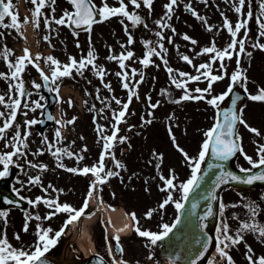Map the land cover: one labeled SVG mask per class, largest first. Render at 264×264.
Here are the masks:
<instances>
[{
	"label": "rangeland",
	"instance_id": "1",
	"mask_svg": "<svg viewBox=\"0 0 264 264\" xmlns=\"http://www.w3.org/2000/svg\"><path fill=\"white\" fill-rule=\"evenodd\" d=\"M93 1L98 7L101 6L102 0ZM259 2L260 0H258V4ZM107 3L112 7L119 6L117 0H107ZM125 3L128 4L129 12L136 11L144 21L142 27L143 32H141L140 38L137 36V26H132L127 20H125V24L128 25V32L127 34L125 33V28L120 23L121 17H113L102 24L99 23L94 25L90 34L88 32H83L74 36L72 34L73 32L67 27L58 26L53 22V18H60L65 10L72 11L71 5L64 0H56L54 5L55 12L53 13L50 10L46 16H41L39 18V26L37 27L35 25V29L31 30L32 32L29 34V24L33 23V17L31 15L33 8L32 6H22V3L14 0L13 9L15 12L18 11L19 16H23L24 20L20 23L19 30L15 32L16 34L11 36L8 35L7 38L3 35L1 36L0 53H3L6 48L11 51L12 54L10 56H23L24 50L27 49L32 56H44L42 59L44 63V58L52 56L59 61L61 65H64L69 63V57H74L77 61H80L87 57L90 49L94 51L96 57L94 63L106 70V75L103 77V80L95 74V69L91 66L86 67L82 74H78L73 70L70 76L62 77L63 83L60 91L61 106L57 110L58 113L61 111L62 115L61 137L58 140L59 143H61L60 149H67L68 152L83 155L84 151L82 150L84 149L83 145H85L88 150L85 152H87L89 156L86 159H90V162L94 161L93 164H96L100 142L98 133H95L93 129H95L100 122L97 118L93 124L94 120L90 119V113L86 112L88 111L86 108L88 105H86V103L90 101L96 102L97 107L100 105L104 108L103 112H107V115L113 117L114 113L118 110V108H113L112 100L115 102L113 97L119 99L122 104L127 92V90L122 89L120 86L121 80L115 73L124 71L127 72L130 77L132 69H135L137 73H143V82L136 88L139 99L133 98V103L129 105L131 107L128 114L125 116L124 125L120 129V132L126 133L131 128L129 134L132 137L131 143H133V145L129 143L126 144L129 145L128 150H131L130 146H138L139 144V150L135 149V154L137 155L139 152L140 164H138L137 161L138 155L136 159L134 157L130 159L126 157V159L129 162L130 160H136V163L141 165L142 169L154 168L150 171H143L146 176H151V178H156L158 176L157 173L159 171L156 167L158 163L160 166L165 164L176 166L178 169L188 172V176H190L191 173L188 163L184 160L182 153L174 147L172 139L168 137L169 128H171L172 136L175 137L179 148L182 149L184 153H187L189 157H198L201 145L205 140L204 133L212 128L215 123L217 112V109L208 105L206 100L219 96L227 90L230 83V75L237 67V58L234 55L232 60L224 61L227 71L225 79L215 82L212 86L210 95L206 94L204 100H187L179 104L173 103L172 101L174 100H180L184 94V90L175 87L172 83V77L177 80L186 79L179 77V72L188 73L191 76L198 75L196 67L202 63H208L210 60V55H198V53H200L204 47L211 46L213 41H215L217 49L221 50L231 41L230 35L223 29L224 17H222L221 13H223L233 25L237 21V15L232 11L231 5L225 3V0H208L207 4L201 2V0H178L177 5L173 8L171 20L167 21L171 27L160 28L157 26L156 21L161 20V18L165 16L166 9L164 6L169 3V0H154V6L152 5L151 12L143 5L140 9H134L131 4L128 3V0H125ZM186 5H191L199 16L204 17L207 21V26H211L213 30L207 31L203 21L186 13L184 11ZM247 10L248 7L246 4L245 12ZM252 11L255 16H259L258 7H255ZM26 14H29L30 18L25 17ZM25 18H27V22H25ZM45 19L49 21L47 25L45 24ZM23 24L25 34L23 31ZM173 28L175 29V33L171 30ZM158 31L162 33L164 37L163 40H160V38L155 35ZM244 31L245 30L242 29L237 37L238 40L244 38ZM184 35L196 40L197 44L193 45L190 41L182 39ZM89 36L91 43H89ZM129 36H131L133 40L131 45L128 44ZM169 38H171V43H169ZM257 41L259 44H264V37L259 36L256 20L252 18L249 20L247 26V40L245 43L246 52L251 53V56H241V68L245 71L248 80L246 87L251 94H257L258 88H264V50L252 47ZM159 43H162L164 49H166V52H162L161 55L167 60V66L164 65L161 57L153 56L149 66L145 68L139 61L145 57L148 48H155L157 51H160L157 46ZM77 44H79V47H77ZM146 44L148 47L145 46ZM121 45H124V47H121ZM109 49H111V51H109ZM127 51L133 52L134 56L132 59L125 61L126 68L123 70L119 68L117 61H110L107 59L109 55L119 56L121 53H126ZM184 55L192 60V65L182 60L181 57ZM230 64H232V67ZM166 67L173 69L171 77L166 71ZM48 69L51 70L49 65L46 64L44 70L48 71ZM212 74H221L219 70V61L212 65ZM138 80H140L139 75L132 78L131 82L135 83V81ZM105 85H110L111 91H109ZM237 85L240 86V84ZM207 86L208 82L203 77H201V80L198 82L187 83V89L193 95H199V93L195 92L196 88L206 89ZM162 90L165 94H162ZM4 94L5 87L0 83V95ZM11 97H14V92H12ZM148 97L151 98V104H157V102H159V106L154 109L149 107ZM7 101H9V94L5 96V103H9ZM124 102L127 103V101ZM80 104H85V107L82 106L81 108ZM7 111L9 110L0 105V112H5L6 114ZM149 113H151V116H149ZM242 116L249 126L258 129L261 134L260 136H255L240 125L239 135L242 137L243 149L248 156L256 160V144H264V102L246 101L242 110ZM73 118H75V122L68 124L67 121L73 120ZM18 119L19 116L17 115V120ZM149 119L152 122L150 124L145 123V121ZM112 121L113 120H110L109 123H112ZM2 124L3 120H0V126H2ZM104 126V136H106L113 125L109 124L107 127L105 123ZM12 134L13 131L7 133L9 140ZM82 137L83 139H81ZM27 145L28 147L22 149V151L30 150L33 152L43 148V142L40 141L39 138L33 140H29L28 138ZM1 149L2 146L0 145V150ZM117 149H120L119 146ZM147 149H153L150 161L147 159L149 155L145 152ZM78 151L80 152L76 153ZM153 153L163 157L162 163L154 157ZM74 158H69L61 153L60 163H62L65 168L73 162ZM145 159H147V162H144ZM50 160H52V156ZM145 163H149V165H143ZM234 167L249 168L250 165L244 160L243 156L240 155L234 162ZM46 174H48L49 180L46 179L45 183L41 186L40 190L42 191L40 194L48 199H52L54 195L59 194L55 200L62 204L74 206L75 204L69 203L75 202L74 195L79 196L84 190L85 186L82 181L84 179L74 177L72 173L69 174L65 170L60 171L57 176L54 175V177L49 172ZM127 174H129V168H127ZM149 180L150 179L147 177L142 179L144 185H146L144 186L143 183H141L142 192L148 189L147 184ZM49 185L52 187L49 188ZM134 185H139V183ZM16 186L19 187L20 182H18ZM152 186L153 180L149 184V187ZM120 187H124V185ZM111 188L114 187L111 186ZM130 188L132 191L136 190L133 189V186ZM45 189L47 191H44ZM53 189H56V191H53ZM141 191H139L137 196L135 193H133L134 195L129 194L126 197H121L119 195L114 199V204L109 205L105 203L108 210V217H110L113 207H124L127 212L134 210L133 213L138 212L142 215V212L145 211L142 208L148 205H144L143 203L148 202V199L144 195H141ZM223 196V200H225L224 205L229 207L225 208L226 210L224 211V216H222V222L228 223L230 234L234 235L239 224L248 219V210L245 207V205L248 204L257 206L261 215H258L256 220L258 223L264 224V187L257 186L251 191L237 190L235 193L225 192ZM137 198L139 203L144 205L140 209L137 207V205H139L136 200ZM76 203L77 206L78 198H76ZM231 205H236V207H231ZM49 212V210L43 208L40 214L45 217ZM99 216V219L94 218L92 222L88 224V228L92 236L91 239L95 242L97 238L98 242L103 246V237L101 239L103 234L102 216ZM170 216L172 217L173 214H170ZM233 217H237L238 219H233ZM8 218L9 219H6V224L0 219V234L6 235L9 243L17 249L27 248L29 251L33 250L30 246L35 245L37 237L34 236L32 231L36 233L37 229L29 224L32 227L29 229L30 232H24L22 230L19 232L23 224L24 216H22V214L12 213ZM46 220L49 219H43L39 222L42 229H46V226L52 223L51 221L46 222ZM55 222L58 223L57 221ZM143 222L149 225V220L143 219ZM68 233L69 231L67 234ZM15 234H19L20 240L14 238ZM67 234L61 239L59 244L52 247L46 253V256L57 260L63 258L64 250L72 236ZM219 235L220 233L218 232V236ZM124 240L127 247L123 256L116 255L114 250L111 251V256L117 262L120 260L126 262L130 260L134 262L135 258L142 259L143 257L147 259V261L150 260L149 263L151 264H158L160 261H165L159 254L146 250L144 247L138 245V243L132 244L130 241L131 239ZM244 241L245 243L234 247L235 252H237L235 260L238 261V264H248L245 258L246 245L253 249V259L264 256V243H260L256 236L251 233L245 234ZM103 248L104 247H102V249ZM150 256L151 259H149ZM217 258L218 256L216 259ZM221 259L222 258H220L218 262ZM151 260H153L154 263ZM147 261L145 264H149Z\"/></svg>",
	"mask_w": 264,
	"mask_h": 264
},
{
	"label": "snow or ice",
	"instance_id": "2",
	"mask_svg": "<svg viewBox=\"0 0 264 264\" xmlns=\"http://www.w3.org/2000/svg\"><path fill=\"white\" fill-rule=\"evenodd\" d=\"M31 4L34 6V10L32 11L31 15L33 17V23L38 27L39 26V18L43 15L42 10L45 8L50 9L53 13L55 12V3L56 0H30ZM67 2L71 5L72 11L65 10L63 15L56 19L53 18V22L58 26H65L71 29H81L87 31L89 34L92 31L93 25L98 23H103L105 21L110 20L113 17H121L120 23L125 28V33L128 32V25L125 24V20L130 22L132 26H139L142 25L144 22L142 17L136 12H129L128 4L125 3V0H117L118 7L109 6L107 0H102L101 6H97L93 0H67ZM154 0H128V3L134 9H140L143 5L145 8L151 12L152 5ZM201 2L207 4L208 0H201ZM178 3V0H169L164 7L166 9L165 16L161 18V20L156 21V24L160 28H170V24L167 21L171 20L173 8ZM225 3L231 5L232 11L237 15V21L233 25V23L221 13L223 19V29L228 32L231 37L230 43L224 49H217L215 45V41L211 43V46L204 47L198 55H210V60L208 63H202L196 67V71L198 75L191 76L188 73L179 72L178 75L181 79L177 80L172 77V83L178 89H183L184 94L180 98V100H174L173 103H181L182 101L187 100H204L205 95H210L212 86L215 82L221 81L225 79L227 75L226 65L224 63L225 60H232L233 56H236V70L233 71L230 75V83L227 90L220 94L219 96L212 97L211 99H207L206 103L212 106L214 109H219L220 104L224 102L226 99L233 94L234 87L237 84H240L241 87L244 88L245 93H247V77L245 75V71L241 68V56L247 55L251 56V53L246 52L245 43L247 40V26L249 20L255 18L258 29H259V36L264 37V0H260L259 4L257 5L259 9V16H255L254 12L251 9L250 0H225ZM246 4L248 6V10L245 12ZM186 10L191 12V14L196 17L198 20H201L206 25L207 31H212L211 26H207V21L204 17H201L196 13L192 8L191 5H186ZM9 18L10 23H5V19ZM25 22H27V18H25ZM49 21L45 19V24L47 25ZM19 19L18 14L12 10V3L11 0H0V28H15L17 31L19 30ZM244 31V38L237 39L238 35L241 31ZM173 33H175V29H171ZM74 36L78 35V32L73 31L72 33ZM3 34L0 33V36ZM155 35L163 40L164 37L161 32H156ZM47 39V38H46ZM182 39L186 41H190L191 44H197V41L191 39L189 36L184 35ZM171 38H169V43H171ZM89 43H91V39L89 36ZM133 43L132 37H128V44L131 45ZM148 47V45H145ZM158 48L160 51H157L155 48H148V51L145 54V57L139 61L141 65L147 68L151 62V58L153 56L161 57L162 62L165 66H167V60L163 58L161 55L162 52H166L162 43H159ZM79 47V44H77ZM124 47V45H121ZM253 48H260L264 50V44H259L257 41L252 45ZM238 48V51H237ZM111 51V49H109ZM11 51L6 49L3 53H0V59H3L6 64L7 68L9 69L8 73H0V79H4L6 81H16L15 84L9 83V93H12L13 90L18 94L20 98H23L30 93H27L24 87V82L21 79L22 73L25 71L27 65H32L36 68L37 72L40 74L43 82L44 87H48V84L51 83L52 85H56L57 81L60 80L62 77H68L72 74L73 70H75L78 74H82L83 70L91 66L95 69V74L103 80V77L106 75V70L101 67L97 66L94 61L96 59L94 51L89 50L87 57L77 61L74 57H69V63L61 65L59 61L54 59L52 56H48L45 59V63L49 65L51 68V76L49 77L46 75L43 70L39 67L37 61L41 59L39 55L33 59L27 49L24 50V55L17 57L15 62H11L8 60V57L11 55ZM134 53L131 51H127L126 53H121L119 56L109 55L107 57L108 60L112 61L115 60L118 62V66L121 70L126 68L125 61L132 59ZM183 61L192 65V60L184 55L181 57ZM219 61V70L221 72L220 75H213L212 74V65ZM166 71L170 74L173 73V69L166 67ZM115 75L120 78L122 88L127 90L128 92V102L121 104L119 99L115 100L117 105H121V110L119 112L114 113L113 119L116 121V124L113 125V132L110 136H104L103 131L104 129L100 126H97V132L99 138L103 140V150L101 151L99 161L96 164H93L91 167H83V168H65V171L73 173L75 175H83L87 176L91 174L95 179L89 185V192L88 196L91 197L93 191H95L99 185L105 184L107 182V178H111L113 176H119L118 172H114L111 170L105 171L104 160L106 158V154L110 153L112 148L118 142L120 144L125 143L126 138L121 137L117 140L118 134V125L124 122V117L126 116L127 110L129 108V104L133 100V98H137L138 94L136 92L137 86L143 82V73H137L135 69L131 71V77L128 75L127 72L121 71L116 72ZM137 75L140 76V80L135 81L132 83V78L136 77ZM203 77L208 82V86L206 89L196 88L195 92L199 93V95H193L187 89L188 82H198ZM33 87L36 89L41 88V84H33ZM111 91L110 85H105ZM49 91H56L58 94V87L48 88ZM162 94H165L162 90ZM249 100L254 102H264V88H258L257 94H248L247 97ZM11 103H5V96L0 95V105L4 106V108L8 109L7 115L5 112H0V120H3L2 126H0V141H5L4 148L11 149V151H6L0 153V166H2V171H0V178H5L9 175L11 167L15 166L14 158L24 157L26 153L22 151V149H26L28 147L26 141L28 136L30 135L29 132L25 131L23 134L21 133L20 126L18 124L15 125L16 131L9 140L7 137V132L9 129L13 127L17 120V112L21 109V99H12L9 96ZM149 100V107L156 108L159 106V102L157 104L150 103V97L147 98ZM241 100L239 95H235L234 98L231 99L232 108L225 110V111H217L215 123L213 124L212 128L209 129L204 133L205 140L201 145V150L199 151L198 157L192 158L184 153L182 149L179 148L178 144L176 143L175 137L172 136L171 128H169V135L173 141L174 147L177 148L178 151L182 153L184 156V160L188 163L190 167V177L180 183L176 184L174 181L177 179L176 176L170 170V176L168 178L160 175V180L163 182V187H160L159 190L163 193H166V198L160 203V209H164L167 205L173 204L177 213H181V211L185 208V203L189 200V196L193 193L196 189L200 188L201 181H202V169L201 165L204 163L206 156L211 153V156L214 160L226 162L229 161L231 158L236 156L238 153L243 156L244 160L250 165L249 168H239L241 173H245L244 176H238L232 174L231 172L221 171L219 175L215 177L213 180V189H219L221 186L228 184L229 182H237L245 185H252L255 182H264V144H256V155L257 159L253 160L251 156H248L242 146V137L239 135L237 131V125H242L249 133L254 134L255 136H260V132L258 129L252 128L249 126L246 121H244L242 116V110L238 113L237 112V102ZM36 107H40L38 102H34ZM23 107L27 108L28 105L25 104ZM35 111V108L31 109ZM27 115V113H25ZM151 116V113H149ZM48 119H52L51 116ZM75 122V118L73 120L67 121L68 124H72ZM152 121L149 119L145 121V123H151ZM37 121L32 120L28 121L25 120V125L30 127L33 124H36ZM95 123V120H94ZM55 137L57 140L60 139L61 133L59 130L55 132ZM83 139V137L81 138ZM44 143H47V138L44 139ZM49 150H51L52 145L48 144ZM82 151H87V148H84ZM64 154L69 158L75 157L77 163L83 160L84 157L82 155L74 154L68 152L67 149H56V151L52 152V155L59 158L60 154ZM36 154H42L38 152ZM154 157L161 161L163 157L156 153H153ZM112 159L115 161V157L112 156ZM29 166L32 168L39 167L40 171L46 170V166L44 165H36L28 162ZM57 167L64 168L62 163H57ZM115 167L121 168L122 165L115 161ZM157 169L159 170L160 164L156 165ZM212 169H223L222 163L216 164H209L208 170L211 171ZM254 169H259L258 172H253ZM101 173L104 175L102 176ZM203 175H207V172H204ZM29 183L34 185H39L41 183L40 177L36 176L34 178H29ZM52 186L49 185V188ZM179 190L181 192V200H174L172 192ZM44 191H47L46 189ZM56 191V189H53ZM147 191V189H146ZM204 200H211V201H218V196L216 191L210 190L208 193L204 194L202 197ZM21 200H24V197H20ZM5 203L12 205L14 201L6 200ZM29 205L32 207H36L38 204H44L45 207L51 209L52 211L44 217V219H51L54 215L60 213H67L68 219L65 221L64 226L61 228L60 231H56L54 235H50L53 232L51 228L42 229L39 224L36 226V236L37 241L35 245L30 246L33 250H25L23 248L17 249L13 247L6 238V235L0 234V264H46L45 254L54 247L59 238L64 234V229L67 228L68 225H71L73 222L78 221L85 212V209L88 207L87 199L84 202L83 207L80 209H75L68 204L61 205L54 199H43L42 197H37L35 200H27ZM197 204L193 203L191 208L194 210L197 208ZM229 207L224 205L222 202L219 204V215L223 216L225 208ZM231 207H236V205H231ZM248 210V219L242 221L238 228L235 231V234H230V228L227 222H222L220 227L217 231L220 233L219 236L216 238V253L218 256L226 261V264H234V261L229 255V251L235 246L245 243L244 236L245 234L251 233L257 237L260 243H264V224L258 223L256 217L261 215L258 208L254 204L245 205ZM154 210L149 209L146 214V219H151ZM194 214V213H193ZM213 211L211 206L207 209V216H212ZM8 213L6 211H0V219L4 221L6 224V218ZM131 218L138 224L135 214H131ZM206 217H200V219H205ZM233 219H238L237 217H233ZM31 220L40 221L41 217L39 215H31L29 213H25V223L22 228V231L27 232L29 222ZM180 216L178 215L174 223L171 225L165 223L162 224L161 231L158 233L147 231V230H140L139 227H136L134 231L137 233L138 236L147 238L150 241L151 245H156L158 241H163L166 237L169 236L170 233L177 227L180 223ZM14 238L16 240H20L19 234H15ZM116 241V249L117 252L123 253V249L120 246L119 237H113ZM202 251L198 254L199 256L203 257L204 253L208 250V241L205 239L202 244ZM111 248H109V255H111ZM246 260L248 264H264V256H259L256 259H253V249L250 246L246 245ZM151 259V256L149 257ZM113 264H127L126 261L120 260L117 262L113 259ZM192 264H196L195 259L192 261Z\"/></svg>",
	"mask_w": 264,
	"mask_h": 264
},
{
	"label": "water",
	"instance_id": "3",
	"mask_svg": "<svg viewBox=\"0 0 264 264\" xmlns=\"http://www.w3.org/2000/svg\"><path fill=\"white\" fill-rule=\"evenodd\" d=\"M231 108H232V104L230 102L229 105L224 107L221 111H225V110H228V109H231ZM216 163H222L223 164V169H212L211 171H209L208 170V165L209 164H216ZM221 171L231 172L232 174H235V175H238V176H244L245 175V173H239V172H236V171L232 170L229 167V161L221 162V161L214 160L213 157L211 156V153H210L209 162H208V164L206 165L205 169L202 172V181H201L200 188L196 189L193 193L190 194L189 200L193 196H195L198 192H200V191H202L204 189V187H202V184H204V183L206 185L210 184L209 185L210 186L209 191L210 190L216 191V194H217L218 198H219V190L222 189L226 185L232 184V185H237V186H242V187H246L247 188V187H251L252 185L257 184V183H264V182H255L252 185H245V184H241V183H237V182H229L228 184H225V185L221 186L219 189H213V183L212 182L215 179V177L221 173ZM258 171H260V170H258ZM258 171H254V172H258ZM204 172H207V175H203ZM10 180H12V178ZM10 180L6 179L4 181L6 183L7 181H10ZM4 181H2L0 183V191H1L0 192V196L3 194V192L4 193L6 192L2 188L3 185L5 184ZM6 194L9 195L8 192ZM187 202H185V208L182 210L180 218L182 217V215H184L185 209H187V207L189 206L188 205L189 203H187ZM217 205H218V201L203 200L200 203V205L197 206V209H196V212H195V223H196L197 228L202 230L206 234H208V237H209L208 238V250L210 249V247L212 245V235L208 231L207 227H213L214 226V221L216 219ZM209 206H211L212 211H213V215L212 216H207V209H208ZM200 217H206V218L205 219H200ZM201 251H202V248L195 252V255L193 256V258L191 260V263H192V261L194 259L196 261V264H197V262L199 263V262L203 261L204 255L207 253V251L204 253L203 257L198 255ZM45 260H46V264H59V263H57V262H55L53 260H50V259H45ZM76 264H108V263L100 255H93L90 258L80 260V262H78Z\"/></svg>",
	"mask_w": 264,
	"mask_h": 264
},
{
	"label": "bare ground",
	"instance_id": "4",
	"mask_svg": "<svg viewBox=\"0 0 264 264\" xmlns=\"http://www.w3.org/2000/svg\"><path fill=\"white\" fill-rule=\"evenodd\" d=\"M201 200L194 201L193 203L199 204ZM103 212H107V209L104 207L102 208ZM197 209V208H196ZM196 209L190 210V218L191 222L194 226L193 231L189 234V236L186 238L185 242L182 245V252L180 254V262L174 263L171 262V264H185L191 256L194 254V252L201 246L202 242L205 239L204 234H202L195 225V212ZM194 213V214H193ZM111 215L115 219V223H113L112 229L117 231L119 234H125L129 230L128 224L130 223V217L127 215V213L120 207L113 208ZM92 219H86L84 221V227L82 229L81 236L78 240V246L79 250L84 254L85 257L91 256L96 252V248L94 246V242L91 239V234L88 228V224L91 222ZM127 227V228H126ZM127 229V230H126ZM77 261L74 254L71 252L70 249H67L64 259L61 261L62 264H74Z\"/></svg>",
	"mask_w": 264,
	"mask_h": 264
},
{
	"label": "flooded vegetation",
	"instance_id": "5",
	"mask_svg": "<svg viewBox=\"0 0 264 264\" xmlns=\"http://www.w3.org/2000/svg\"><path fill=\"white\" fill-rule=\"evenodd\" d=\"M171 214H173V211L171 212ZM180 237V234H176L171 240H170V243H174V241H176L177 239H179Z\"/></svg>",
	"mask_w": 264,
	"mask_h": 264
}]
</instances>
